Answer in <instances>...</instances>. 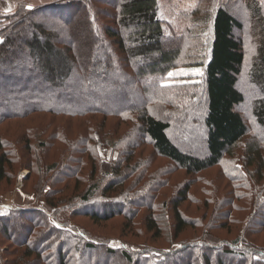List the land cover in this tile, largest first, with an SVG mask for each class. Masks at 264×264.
Segmentation results:
<instances>
[{"label": "trees", "instance_id": "1", "mask_svg": "<svg viewBox=\"0 0 264 264\" xmlns=\"http://www.w3.org/2000/svg\"><path fill=\"white\" fill-rule=\"evenodd\" d=\"M192 1L191 11L178 10L176 0H65L30 10L24 4L9 16L0 11V18L10 21L0 31V184L10 185L16 172L27 169L31 176L37 174V182L29 181L41 193L43 175H50L56 166L45 165L43 170L34 149L36 140L46 138L38 136L41 132L50 137V147L57 142L64 146L76 166L64 165L52 182L75 180L85 168L82 157L91 158L92 153L88 140L69 142V124L95 117L103 125L112 121L110 127L119 133L115 142L102 133L104 146L123 144L131 159L145 142L170 166L151 176L147 189L128 194L136 170L130 173L124 166L127 152L105 166L90 164V172H99L102 178L79 199L75 218H86L94 227L125 218L122 234L127 239L140 236L138 249L108 248L109 240L88 229L78 232L58 222L55 207L51 214L9 208L0 215V242L9 246L0 251V264H98L103 256L113 264H264V247L253 240L263 236L264 244L260 193L264 184L258 182L264 181V134L258 136L259 131L264 133V6L258 0L247 5L261 40L248 81L249 94H255L249 96L238 88L245 63L238 36L244 27L230 9L235 0ZM177 67L199 68L202 76L198 81L169 77ZM128 88L135 99L131 104ZM108 94L117 98L113 104L107 105ZM248 98L256 108L258 133L252 136L257 140L244 143L248 128L237 109ZM133 129L138 130V139L131 137ZM39 145L44 149L47 143ZM239 150L243 171L232 160ZM250 169L256 183L248 185L247 179L253 180ZM217 170V178L227 181L223 186L227 194L210 213L220 220V230L235 228L233 239L215 237L212 221L190 222L180 211L183 204L191 203L193 193L201 192L199 184L210 187L214 178L203 174ZM177 173L195 179L184 183ZM237 190L249 193L245 198L251 196L252 203L241 199L243 194L237 196L240 199L233 196ZM99 195L107 197L105 203H98ZM159 200L168 208L163 224L155 220L153 207L143 219L132 208L161 204ZM84 205L98 208L83 212ZM233 211L246 215L241 223L231 220ZM135 221L140 223L137 229ZM238 224L243 228L237 235ZM168 225L172 232L165 231L164 251L149 246V240L155 244L162 238ZM187 230L201 234L178 240Z\"/></svg>", "mask_w": 264, "mask_h": 264}, {"label": "rangeland", "instance_id": "2", "mask_svg": "<svg viewBox=\"0 0 264 264\" xmlns=\"http://www.w3.org/2000/svg\"><path fill=\"white\" fill-rule=\"evenodd\" d=\"M6 1V2H4ZM2 4H0V8L3 15L9 16L13 15L15 11L20 6L26 5V8L29 9V5H31L30 9L38 8L43 5V3H39L38 0H4ZM65 0H57L51 4L59 3ZM244 0H235V2L232 4V7L230 9L232 10L233 15L238 19L241 24L244 27V32H241L238 36V39L241 41L243 50H244V75L242 79L239 82L238 88L240 91H244L249 94L250 87L248 86V81L250 80V74L254 66V61L256 57L258 56L259 52V46L261 44V40H259L257 35V24L255 23V19L253 18L249 8H247L248 3L252 1L257 0H246V3H243ZM261 3V0H258ZM41 4V6H40ZM176 4L178 7V10L181 11H191L195 8V2L192 0H176ZM264 6V3H262ZM11 8V12L7 13L5 12L6 9ZM3 9V10H2ZM29 9V10H30ZM10 21H8L6 18H0V31L9 24ZM97 61H99V58H96ZM92 69V68H91ZM174 75L171 78L174 77H191L194 79H197L196 81L200 80V77L202 76V72L199 68H183V67H177V69H174L171 71ZM171 82L178 83L177 80H171ZM74 87V86H73ZM252 92V91H250ZM126 98L128 99V104L134 103V97L132 94V89L128 88L126 90ZM252 94H255V92L250 93L249 96ZM100 95V94H99ZM104 95V94H102ZM107 95V94H105ZM108 97L107 105L113 104L117 98L114 97L112 94H108L105 98ZM114 98V99H112ZM112 102V103H111ZM250 100L246 101L244 106L242 105L240 108L237 109V112L242 116L244 119L246 126L248 128V134L245 138L244 143H248L251 140H257L256 136L252 137L254 134L257 135L258 129L256 127V120H255V105L254 103H249ZM80 105V104H79ZM86 122H90L88 126H84ZM112 124V121L106 123V125L102 124V120L100 117H95L92 120L88 119H82V120H74L71 121L69 124L68 134L67 138L73 143H75L77 140H88L87 148L92 153V157L88 158L87 156L82 157L84 161L85 168L83 171H81L76 177L75 180H72L70 182L66 180H62L60 183H53V177L57 171H59L64 165L68 166V168H75V163L71 162L72 159L69 158V155L71 153L65 152L64 146L60 145L59 142H57L54 146V148L50 147V137L48 134H45L41 132L38 136H44L45 139H41L40 141L36 140L34 144V149L37 150L39 153V157L42 159V163L44 164L43 170L45 168V165L51 166L56 165L52 170L50 171V175L44 176L43 175V181L41 183V193L40 190L34 187L35 183L30 182L36 181L39 179L37 174H34L33 176L30 175V171L27 169H20L18 172L14 174L13 182L11 181L10 185H6L5 183L0 184V215H6L9 208H30V209H43L48 214H51L52 207H55L58 211V214L56 215V219L58 222H66L69 225V228L76 229L78 232H81V228H86L90 232L95 234V237L102 238L105 240H109L107 242L108 248L110 249H126V250H134L138 249L136 246L137 244L141 243L142 239L140 236L132 239H127L124 234H122V227L121 225L124 224L125 218L117 217L115 220H111L107 223H103L98 226H91V223L86 218H75V213L77 212L78 208V202L79 199L84 195L88 187L92 184H94L99 178H102L100 176L99 172H90L92 162H96L99 166H105L109 164L110 161L116 160L118 161L121 158V153L127 152V158L129 161L124 164L128 168V171L131 173L132 168L136 170V174L134 172V175L130 176L129 183H131V186L129 190L126 192L128 194L135 193L143 188L147 189V185L150 182V177L154 176L155 173H157L159 170L168 169L170 166L167 165V162L160 159L158 156H156L152 150V147L148 143H143L133 154L130 159L129 152L130 151H124L123 144H119L118 147H113L112 145L104 146L101 136L102 133L106 134L108 137L109 142H115V140H118V134L115 132L113 128L110 127V124ZM108 124V125H107ZM82 125V126H81ZM255 130V133H254ZM14 129L11 128L9 130V137L12 139ZM131 137L134 139H138L139 132L137 129L130 130ZM48 133V132H46ZM263 132L259 131L258 136H263ZM19 136V134H17ZM37 136V135H36ZM188 139L185 137V140ZM188 141V140H187ZM47 143L46 147L44 149H41V143ZM243 143V145H244ZM77 148H79L77 146ZM95 157H94V154ZM239 151H236L233 153L232 158L234 165L239 168L240 170L243 169L241 158L238 155H241ZM75 156V155H73ZM77 156V155H76ZM230 157H226V159H230ZM80 157V156H77ZM240 159H239V158ZM69 158V159H67ZM96 158V159H95ZM128 165V166H127ZM57 167V168H56ZM56 168V169H55ZM252 169H250V173L252 175V179H247L248 185H251V181H254L256 183V176L254 173L251 172ZM243 171V170H242ZM253 171V170H252ZM174 172V170L172 171ZM216 173V174H215ZM214 178L213 181H210V187H207L205 185L199 184V187L202 189L201 192L198 189V193H193L190 197L191 203L190 204H183L180 208L181 214L183 218L188 219L190 222L194 220V222H199V224L204 225L207 220H210L213 222L214 225V235L215 237H218L220 239H233L234 238V227L220 230L218 228V224L220 223L219 219H214L211 217L212 211H215L213 209L214 205H217V202L219 200H226L225 195L227 194L226 190H223V186L227 185V181L225 178H217L220 173L219 171H213L203 174V176H211ZM62 176L60 173L57 177V179ZM247 177V174L245 175ZM177 177L181 178L180 181L184 183H188L189 179L192 178L194 180L195 178L187 177L183 173H177ZM198 177L196 178V180ZM26 181V182H25ZM203 181V184H205V181ZM25 182V183H24ZM52 182V183H51ZM260 185L264 184V181H258ZM263 182V183H261ZM234 184V183H233ZM232 184V185H233ZM222 185V186H221ZM236 185V183H235ZM197 188L198 187H194ZM250 188V186H249ZM263 189V192L261 194V197L264 198V185L261 187ZM214 189L212 193L207 194V191ZM40 193V194H39ZM239 194H243L241 199H244L245 201L250 200L252 203V198H245L248 196L249 193H245L244 191H236L233 196L236 198L237 196H240ZM97 197L98 203H105L103 201L104 198H107L105 196ZM100 199V200H99ZM111 199V198H109ZM158 203H161V200H159ZM153 207L154 210L151 211L152 214H154V218L157 222L163 224L162 222L165 221L164 215H166V210L168 208H165L162 203L161 204H154L151 203V206L146 205H135L132 208L135 209V211L139 215V219H143L147 214L148 208ZM98 206L95 208L92 206L86 207L85 205L82 208V211H89L97 209ZM209 208V209H208ZM218 211L219 215L221 216V211L223 209L216 210ZM250 213V212H249ZM138 215L136 219L138 218ZM213 216V215H212ZM225 216V215H224ZM245 214L237 213L233 211V216L231 220L234 222H242V219L245 217ZM75 219V222H71ZM223 221V219H221ZM121 224V225H120ZM78 225V226H77ZM140 223H137L136 221L133 224V227L137 229L139 227ZM144 226V225H143ZM132 227V228H133ZM145 228V227H142ZM172 227L170 225L166 226L165 229L162 231V238L153 244L150 240L149 246L160 248L159 250L164 251V248H166L165 244V238H166V230H170L172 232ZM243 228L241 224L236 225V232L237 235L240 233V230ZM136 232V231H135ZM201 233L199 232H193L187 230V233L179 237L178 240H183L184 238L191 236L195 238H199V235ZM136 235V234H135ZM228 235V236H226ZM143 236L147 239L150 238V236ZM254 240V244L258 245L259 247H264L263 244V236L257 238V241ZM96 243H99L98 241H95ZM176 246H174L175 248ZM1 250H9L8 243L5 241L0 242V251ZM100 254V252H97ZM85 255V256H84ZM84 260L87 258V254H84ZM211 260L214 261L212 258ZM257 260H260L257 257ZM101 262H97L98 264H113L112 260L109 259L107 256H103ZM87 264V262L85 261ZM119 263H121L119 261ZM260 263V262H259ZM89 264V262H88ZM121 264H126L124 261H122Z\"/></svg>", "mask_w": 264, "mask_h": 264}, {"label": "crops", "instance_id": "3", "mask_svg": "<svg viewBox=\"0 0 264 264\" xmlns=\"http://www.w3.org/2000/svg\"><path fill=\"white\" fill-rule=\"evenodd\" d=\"M4 0H0V4H2V3H4V2H6V1H4ZM37 1V0H36ZM55 1H57V0H38V2L39 3H43V5H49V4H51V3H53V2H55ZM38 7H39V5H37ZM40 6H41V4H40ZM28 9V8H27ZM0 10H1V8H0ZM3 10V9H2Z\"/></svg>", "mask_w": 264, "mask_h": 264}, {"label": "snow or ice", "instance_id": "4", "mask_svg": "<svg viewBox=\"0 0 264 264\" xmlns=\"http://www.w3.org/2000/svg\"><path fill=\"white\" fill-rule=\"evenodd\" d=\"M261 3H264V0H261ZM28 7H29V9H30V8H31V5H29ZM5 12H6V14H7V13H10V12H11V8L6 9ZM168 75H169V77H172L174 74L171 73V72H169ZM0 214H2V213H0ZM57 226H58V225H57ZM177 247H179V245H178Z\"/></svg>", "mask_w": 264, "mask_h": 264}]
</instances>
